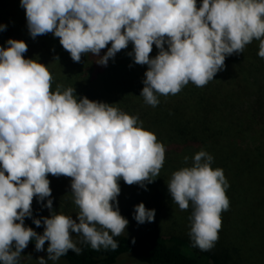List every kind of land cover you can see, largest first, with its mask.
Wrapping results in <instances>:
<instances>
[{"label":"clouds","instance_id":"obj_1","mask_svg":"<svg viewBox=\"0 0 264 264\" xmlns=\"http://www.w3.org/2000/svg\"><path fill=\"white\" fill-rule=\"evenodd\" d=\"M19 6L29 35L52 33L74 62L91 53L106 66L131 42L128 55L147 65L139 96L152 107L158 96L175 95L190 82L205 86L226 56L243 53L254 40L264 58V0H200L199 7L197 0H20ZM153 44L159 51L150 58ZM6 45L0 47V264H20L30 241L37 252L48 242L47 259L37 258L38 264H56L69 250L79 255L78 243L115 250L114 237L128 225L117 206L118 181L146 190L163 167L165 146L115 103L77 98L73 87L50 91L47 67L23 57L27 45L12 38ZM212 163L201 149L190 167L174 171L167 182L178 208L191 206L187 235L200 251L215 246L220 214L229 209V184ZM48 174L71 177L75 220L52 211ZM34 197L37 203L48 198L42 206L49 216L33 217ZM154 215L142 202L134 206L138 224ZM26 217L43 224V233L25 226Z\"/></svg>","mask_w":264,"mask_h":264},{"label":"trees","instance_id":"obj_2","mask_svg":"<svg viewBox=\"0 0 264 264\" xmlns=\"http://www.w3.org/2000/svg\"><path fill=\"white\" fill-rule=\"evenodd\" d=\"M15 1L0 0V24L6 25V30L0 31V47H7L9 38L19 36L27 45L23 57L36 60L50 72V91H56L57 85L61 91L73 87L77 98L115 103L119 110L136 116L141 127L165 146L163 167L152 183H146V190L118 181L117 206L128 225L125 232L114 237L117 248L95 251L78 243L82 249L79 255L69 250L60 259L67 264H264V124L253 125L257 111L244 106L259 89L264 100V58L257 54L259 42L254 40L243 53L225 57L236 71L234 76L228 71V82L221 80L226 75L220 70L205 86L190 82L175 95L158 96L157 106L152 107L139 96L147 65L135 64L128 55L131 42L106 66L97 64L98 58L91 53L81 54L80 61L74 62L52 33L35 39L29 35L25 14ZM199 4L197 0V7ZM110 46L111 42L99 55L103 56ZM158 51L153 44L150 58ZM201 149L213 156L211 167L222 169L229 184L225 190L229 209L220 214L219 239L210 251L190 246L187 233L191 206L180 210L167 188L171 174L190 167L192 156ZM47 178L57 214L75 220L78 208L70 193L71 177L48 174ZM46 200L37 203L33 198V217L50 215L42 206ZM141 202L155 210L152 222L138 224L133 219L134 206ZM24 224L43 233V224L37 227L31 218L26 217ZM72 238L79 240L75 234ZM32 249L34 241L22 250L20 264H32L27 258Z\"/></svg>","mask_w":264,"mask_h":264},{"label":"rangeland","instance_id":"obj_3","mask_svg":"<svg viewBox=\"0 0 264 264\" xmlns=\"http://www.w3.org/2000/svg\"><path fill=\"white\" fill-rule=\"evenodd\" d=\"M15 2H16L17 6L20 5V0H16ZM20 9H21L22 13L25 14V10L22 7H20ZM16 40H19V36L17 37ZM232 65H233V62L230 61L229 58H225L224 67L222 69V71H224L225 73H223L222 75H226V76H223L221 78V80H223L224 82H228V80H229L228 71L231 72L233 76L236 74V71L232 68ZM217 75L220 77L221 73H219ZM234 78H237V75ZM261 95H262L261 90L259 89L254 93V96L252 95V98L250 101H247V103H244V106L248 107L250 105L252 108L254 107L255 111H257L256 119L254 121L255 124H253V125H256L258 123L264 124V100L261 98L262 97ZM251 139H252V137H251ZM52 202H53L52 203V211H55L57 213L58 206L54 203V201H52ZM48 211H49V209H48ZM39 257H44L45 259H47L46 249H45V251H39V252H37L35 249H32L31 251H29L27 253V258L29 261H31L30 263H32V264H38L37 258H39ZM262 257H264V255ZM48 264H52V262L49 261ZM56 264H67V263L59 258V260L56 261ZM136 264H140V263H136Z\"/></svg>","mask_w":264,"mask_h":264}]
</instances>
